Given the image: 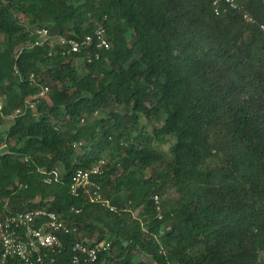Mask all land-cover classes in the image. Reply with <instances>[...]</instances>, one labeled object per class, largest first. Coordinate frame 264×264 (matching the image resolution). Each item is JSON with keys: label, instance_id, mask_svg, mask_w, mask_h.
Listing matches in <instances>:
<instances>
[{"label": "trees", "instance_id": "trees-1", "mask_svg": "<svg viewBox=\"0 0 264 264\" xmlns=\"http://www.w3.org/2000/svg\"><path fill=\"white\" fill-rule=\"evenodd\" d=\"M214 1L0 0V221L46 210L75 228L54 264L98 243L80 264H264V6L233 0L247 24ZM97 27L107 51L31 46ZM98 164L108 208L69 193Z\"/></svg>", "mask_w": 264, "mask_h": 264}, {"label": "built area", "instance_id": "built-area-1", "mask_svg": "<svg viewBox=\"0 0 264 264\" xmlns=\"http://www.w3.org/2000/svg\"><path fill=\"white\" fill-rule=\"evenodd\" d=\"M264 6V0H262ZM213 12L220 16L230 10L242 12V19L247 24H254V20L243 11L233 0H215L212 3ZM259 29L264 33V25ZM56 45L62 56L79 55L89 47L98 51L110 49L106 33L102 27H97L91 36L83 39H53L46 29L35 32V41L32 47ZM29 82L34 83L33 75ZM49 95L47 86H39L37 98L44 100ZM24 107L32 108L33 104L25 102ZM20 108L16 111L19 113ZM81 144H78L80 147ZM103 175L100 164L88 170H78L69 186V193L73 197L86 196L89 203L99 204L108 208V203L102 199L101 187L97 183ZM58 174L49 175L45 184L56 182ZM155 211L158 219L161 218L159 198L154 197ZM113 212V209H110ZM75 233V228L68 226L59 216L46 210H31L6 216L0 221V264H54L55 257L62 249L61 235ZM108 244L98 243L90 247L75 244L71 264L94 263L98 256L108 249Z\"/></svg>", "mask_w": 264, "mask_h": 264}, {"label": "rangeland", "instance_id": "rangeland-1", "mask_svg": "<svg viewBox=\"0 0 264 264\" xmlns=\"http://www.w3.org/2000/svg\"><path fill=\"white\" fill-rule=\"evenodd\" d=\"M22 21H23V19L22 18H20ZM44 101H46V102H49V96H47L45 99H44ZM2 105V101L0 100V106ZM11 121V120H10ZM10 121L8 120V119H6L5 120V122H4V128H7L8 127V125L10 124ZM3 148V147H2ZM0 152L2 153L3 152V150H0Z\"/></svg>", "mask_w": 264, "mask_h": 264}]
</instances>
